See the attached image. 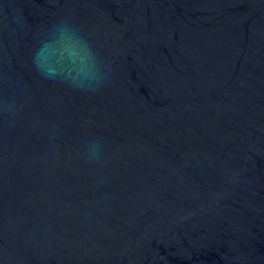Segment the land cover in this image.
Segmentation results:
<instances>
[{
  "label": "water",
  "instance_id": "1",
  "mask_svg": "<svg viewBox=\"0 0 264 264\" xmlns=\"http://www.w3.org/2000/svg\"><path fill=\"white\" fill-rule=\"evenodd\" d=\"M0 264H264V0H0Z\"/></svg>",
  "mask_w": 264,
  "mask_h": 264
}]
</instances>
